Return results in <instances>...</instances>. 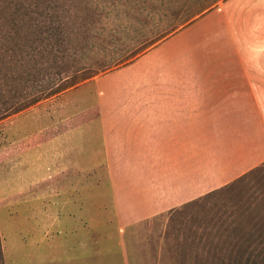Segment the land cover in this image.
<instances>
[{"label":"rangeland","instance_id":"1","mask_svg":"<svg viewBox=\"0 0 264 264\" xmlns=\"http://www.w3.org/2000/svg\"><path fill=\"white\" fill-rule=\"evenodd\" d=\"M229 1L0 0V166L6 167L5 171L0 167V264H92L88 259L93 249L90 244L77 251L75 263L66 262L67 255L60 250L51 255L53 261L47 258L41 263L34 256L39 247H32L31 253L30 226L58 222L61 216L56 210L65 205H60L61 198H44L58 191L67 192L68 202L74 203L71 197L83 191L85 223L94 218L89 209L102 210L101 228L97 229L100 252L95 249L94 264H264V162L251 168L237 164L238 158L244 164L251 161L245 152L241 155L230 150L237 145L239 134H224V143L213 137L212 144L206 143L204 134H195L205 125L204 117L198 116H206L207 110L213 112L202 107L204 101L189 106L188 94L195 92L155 87L192 82V65L204 66L213 60L192 55V64L175 68L167 48L144 57L190 23L222 13ZM232 1L227 12L219 15L220 30H210L213 37L205 36L198 47L192 44V52H228L234 56L229 59L233 63L241 46L250 50L247 43L237 42L238 36L247 34L250 24L255 27L252 20L264 24V12L256 7L255 12L251 7L243 10L236 5L238 0ZM242 3L259 4V0ZM207 5L209 8L202 11ZM256 30L251 29L250 35ZM258 33L264 35V27ZM81 76L84 79L66 90L18 108L33 97L42 81L45 85L59 84ZM37 106L39 111L35 112ZM195 110L198 119L189 123V111L194 118ZM13 124L19 132L15 136L10 128ZM49 130L69 134L70 151L63 161L64 151L50 155V136H44ZM147 131L166 137L164 151L149 152L146 157L163 159L161 167H146L151 178H156L152 183L157 176L165 179L163 198L159 199L163 204L153 194L142 198L145 208L138 207L140 200H133V210L126 208L131 214L158 213L116 226L101 134ZM78 134L85 138L82 168L81 158L77 163L76 153L71 152L77 148V138H82ZM187 134L193 137L192 144L188 149H177L171 139L181 137L184 145ZM29 136L38 138L31 142ZM223 149L234 153V162L221 154ZM13 163L22 180L17 199L12 196L17 186ZM36 166L40 179L34 182ZM34 201L40 207L38 216L34 211L29 214ZM56 203V209H51ZM44 232H36L37 246L45 245ZM54 236L60 238L62 233L56 231ZM90 238L92 241V231ZM44 249H40L43 254Z\"/></svg>","mask_w":264,"mask_h":264},{"label":"crops","instance_id":"2","mask_svg":"<svg viewBox=\"0 0 264 264\" xmlns=\"http://www.w3.org/2000/svg\"><path fill=\"white\" fill-rule=\"evenodd\" d=\"M230 1L233 2L232 0ZM230 1L227 2V6L223 8V14H225L232 5ZM263 3L264 0H259V4L255 3L250 5L249 3L243 4L242 0H238L236 5L243 10L251 7L249 8L250 11L252 10L255 12L253 9L256 7L260 12H264L262 7ZM222 13L210 14L203 20L190 23L167 40L162 41L156 48L150 49L144 54V57H152L157 54V52L160 53L167 48L172 54L174 60L173 67L175 68H181V65H189L192 62V55H194L195 59L213 60L206 62L207 65L204 66L192 65V82L160 83L155 87H157V90L161 89L162 91L195 92L194 95H192V93L188 94L189 106L193 107L204 101L202 107L205 109L207 107L213 111L209 113L207 110L206 116H202V114L198 116L200 118L204 117L202 122H204L205 125L202 130L195 134H204L206 143L209 144H212L213 137L217 136L216 140L220 143H224V134H239L236 139L238 140L237 145L230 150L235 153H240L241 155L245 152L246 159L249 161L251 159V161L244 164V162L239 161L238 158L237 164H240L241 167L247 166L251 168L264 162V65H262V63H264V35L261 36L258 33L259 28L264 27V24L261 22L256 23L258 21L252 20V23H255V27H252L253 25L250 24L248 29L245 30L247 34L245 33L244 35L238 36L237 42L239 44L247 43L250 50H244L242 49L243 46H241V49H238L234 54L236 55V61L233 63H229V59L234 58V56L226 54L228 52L223 53L216 50L211 51L210 49L192 52V44L194 47H198V42L200 41L201 43L202 40L205 41V36L211 35V37H213V33L210 32V30L214 31L217 28L220 30L218 19L219 15ZM253 28H257V30L253 35H250L249 32ZM210 63L213 65L211 66ZM172 96V99H174L175 95L172 94ZM177 101L181 102L180 100ZM177 105L179 106V104ZM38 109L37 106L34 108V111L37 112L39 111ZM197 109L198 107H196V110ZM196 110L194 118L192 111H189V119L187 120L189 123L195 122V120L198 119L195 118L197 116ZM181 112L182 110L179 109V113ZM10 128L15 131H12L14 136L19 133L16 131L17 126L15 124H13V126L11 125ZM10 128L7 132L11 131ZM150 131L153 132L155 130L151 129ZM191 131H194L193 126ZM57 132L55 134V131L51 130L49 134H44V136H50L51 144L49 146L52 150L50 155H52L53 152L57 155L59 150L61 152H66L64 156L62 155L60 158V160L63 161L62 158H68V153L70 151V148H68L70 146L69 134ZM213 134L216 135L213 136ZM80 135L82 138H77L76 150L74 151L72 149L71 152L76 153L77 163L79 158H81L82 168L85 163V138L84 134ZM51 136L54 138H51ZM101 136L104 152L103 159L107 161L106 164L109 167L108 180L110 181L111 191L108 193V197L111 199L110 206L113 208L116 226L121 224L124 227L130 223L129 221L158 213V210H150L142 216H135V212L131 214L126 208L130 207L132 209L133 200H140V206H137L145 208L146 204L142 203L141 200L148 194H153L155 198H157L158 203L163 204L159 199L162 200L163 198L161 195L163 194L165 179L157 176L156 183H152V179L156 178H151L152 175H150L148 170L149 174L147 175L146 171V167L149 165L161 167L163 159L157 158V160H154L153 158L148 159L146 157L149 152L164 151L166 143L165 134H149L147 131L146 134H101ZM29 137L31 142L34 138L35 140L38 138L37 136ZM171 140H173L177 149L180 147L188 149L192 144L193 137L191 138V135L187 134V137L183 140L184 145L181 143V137H173ZM243 141L245 142L244 147L241 145ZM235 144L236 143H233V145ZM93 145L97 146L96 144ZM230 150L227 154V150L223 149L221 154L228 156L234 162L235 155L231 153ZM92 151L95 152V149ZM48 152L49 151L46 152L45 157L49 155ZM99 158L100 156L97 159ZM54 164H50V166ZM0 167L5 171L6 167H4V165ZM12 167L14 168V182L15 185L17 184V186L13 188L12 196L17 199L21 192H17V187L21 186L22 180L15 173L18 169L17 164L13 163ZM39 169L38 166L35 167L34 172L36 175L34 174V176L36 179L33 180L34 182L40 179V176H37L39 174ZM18 175L21 177V171H18ZM22 177H24V175H22ZM156 184L157 186H154ZM47 194L48 195L44 196V198L48 196L52 198H61L62 201L60 205L64 203L65 205L56 209V206L59 205V203H56L55 207H51V209L54 208V210H58L61 215V218L58 217V222H50L46 225L35 223L30 226V230L33 233L30 238L31 240H29V247L31 253L33 251L32 247H39L35 248L37 253H34L37 262L41 263V261H43L42 259H44L45 262L47 258L48 261H53L54 258L51 255H53L54 251L60 250L62 254L67 255L65 256L66 262L75 263L78 259L77 251L90 244L93 249L92 256L88 259L94 264L95 249L97 250V254L100 252L101 235L100 232L98 233V230L99 226L101 228L99 214L102 213V210L100 209L96 212L94 208L90 207L92 210L89 209L88 213L94 214V218L88 223H85L86 211L84 208L83 191L80 192V196L77 195L75 198L71 197L76 200V203L73 201L68 202L69 199L67 198L70 197H68L69 195L65 191ZM6 197H8V192H6ZM172 197H174V195ZM38 199L40 200L42 198ZM123 200L126 206L123 205ZM34 202L35 205L30 208L31 211L29 214L31 215L34 211L38 216L40 214V207L37 201ZM122 206H124V208ZM148 207V209H150V205ZM166 207L170 208V206ZM171 207H173V205H171ZM42 227H44V229H42ZM43 230L45 232L41 236H44L45 245L37 246L39 233L37 234L36 232ZM56 231L62 233L60 238H55L54 232ZM90 231L93 232L92 241L90 238ZM95 231H97L96 238ZM42 248H45L44 250H46L47 253L45 252V254H43L40 251ZM124 259H126L125 256ZM28 260L29 262L33 260L32 255L28 256Z\"/></svg>","mask_w":264,"mask_h":264},{"label":"trees","instance_id":"3","mask_svg":"<svg viewBox=\"0 0 264 264\" xmlns=\"http://www.w3.org/2000/svg\"><path fill=\"white\" fill-rule=\"evenodd\" d=\"M207 8H209V5H207L205 8H202L201 10L203 11V10H206ZM160 36H158L157 38L159 39ZM157 38H156V40H157ZM154 42H152V43H154ZM152 43H150L149 45H151ZM149 45H147V46H149ZM80 79H84V76H81V78L80 77H75L72 80H69L67 82H63L64 81L63 80L59 84L58 83L57 84H54V82H51V84L45 85L44 84L45 82L42 81L36 87L35 94L33 95V97L30 98L25 104L18 105V108L27 107V106H29V105H31L33 103H36L37 101H39L41 99L48 98V97H50L52 95L58 94L61 91L66 90L67 88L75 85ZM14 110H16V108Z\"/></svg>","mask_w":264,"mask_h":264}]
</instances>
